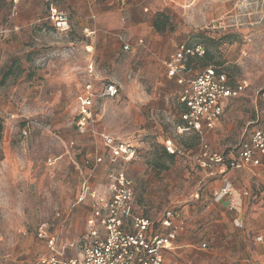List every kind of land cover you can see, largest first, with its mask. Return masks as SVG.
I'll list each match as a JSON object with an SVG mask.
<instances>
[{
    "label": "rangeland",
    "instance_id": "374dc122",
    "mask_svg": "<svg viewBox=\"0 0 264 264\" xmlns=\"http://www.w3.org/2000/svg\"><path fill=\"white\" fill-rule=\"evenodd\" d=\"M58 9L70 15L67 33L50 26L46 0H0V21L19 27L0 41V80L11 71L0 87V264H39L50 253L39 238L45 224L60 255L78 258L90 217L77 205L86 170L98 165L92 182L101 187L104 168L125 166L109 164L103 135L138 149L126 166L138 213L156 221L172 207L189 219L175 264H264V169L233 173L237 210L212 208L222 180L194 163L198 136L178 131L182 86L166 66L181 47L203 45L213 59L194 60L192 76L214 65L234 85L248 82L206 137L221 153L237 150L264 126V0H60ZM157 18L164 31L154 28ZM90 64L98 89L114 83L119 92L97 100L94 122L80 133L76 97ZM28 119L41 129L25 138ZM167 142L185 154L171 159Z\"/></svg>",
    "mask_w": 264,
    "mask_h": 264
},
{
    "label": "built area",
    "instance_id": "2783aa9c",
    "mask_svg": "<svg viewBox=\"0 0 264 264\" xmlns=\"http://www.w3.org/2000/svg\"><path fill=\"white\" fill-rule=\"evenodd\" d=\"M15 6L20 0H13ZM49 8L48 21L54 30L67 33L70 30L68 13L56 8V0H47ZM15 14V8L12 15ZM10 20L0 22V41L12 33ZM87 35L95 32L85 29ZM131 46L125 44L124 50ZM206 49L203 45L183 46L167 61L169 76L176 79L182 86L181 101L186 105L187 114L183 116L184 125L178 126L179 133L193 132L201 139V149L194 156V163L201 169L208 171L215 167L223 173L230 170L260 166L259 155H264V129L254 131L242 143L237 154L228 157L218 153L206 142V134L212 131L224 115L225 104L228 100L237 98L248 87V82H238L232 86L220 68L210 65L192 76L189 63L196 58H203ZM97 73L94 64H90L86 71V82L77 95V117L75 128L80 133L87 132L94 122L96 114L94 108L98 99H115L118 87L114 83L97 87ZM41 126L33 120L24 122L22 135L26 138L31 129ZM104 148L108 152L109 164L123 163L121 168L112 167L107 176V191L101 193L92 185L88 177H83L78 204L89 201L92 205V218L88 221L89 231L85 237L84 252L79 260L63 259L57 255L42 259L39 264H163L166 250L171 249L174 241L184 227L181 221L175 225L177 215L166 211L160 222L162 228L167 229L164 235L151 232L154 226L149 218H142L134 213L132 203V188L134 181L128 177L126 166L136 159L138 149L131 143L118 141L116 138L103 135ZM166 150L172 155L182 154L172 144L166 143ZM104 157L97 156L95 164H103ZM248 196V193H244ZM220 199L230 197L231 208H237L238 198H241L231 185H226L218 194ZM98 226L105 234L99 233ZM259 241L262 240L260 237ZM205 247V245H203ZM52 250L54 248L52 247Z\"/></svg>",
    "mask_w": 264,
    "mask_h": 264
},
{
    "label": "crops",
    "instance_id": "0c3cea01",
    "mask_svg": "<svg viewBox=\"0 0 264 264\" xmlns=\"http://www.w3.org/2000/svg\"><path fill=\"white\" fill-rule=\"evenodd\" d=\"M46 2H47V0H46ZM58 2H60V0H56V8H58ZM47 6H48V3H47ZM59 10H61V9H59ZM63 11V10H62ZM48 13H49V8H48ZM69 15V14H68ZM69 18H70V15H69ZM49 22V21H48ZM49 24H50V26L52 27V29L54 30V28H53V26H52V24L49 22ZM70 24H71V19H70ZM11 26H12V24H11ZM12 33H14V32H18V30H19V27L17 26V25H15L14 27H12ZM55 31V30H54ZM12 33H10L7 37H9ZM5 39H7V38H5ZM97 84V83H96ZM232 86H234V85H232ZM97 87H98V84H97ZM182 92V91H181ZM181 92H180V102H181V104L184 106V108H185V113H184V115L185 114H187L188 112H187V108H186V105L181 101ZM242 95V94H241ZM240 95V96H241ZM239 96V97H240ZM238 98V97H237ZM234 99H236V98H233V99H230V100H228L227 102H226V104H225V108H224V111L226 110V108L228 107V104L232 101V100H234ZM225 113H226V111H225ZM225 113H224V115H225ZM183 115V116H184ZM224 115L222 116V118L220 119V121H219V123L215 126V127H217L218 125H220V123H221V121H222V119H223V117H224ZM185 123V122H184ZM215 127H214V129H215ZM264 129V126H263V128H259V129H256V130H263ZM213 130V129H212ZM256 130H254V131H256ZM253 131V132H254ZM209 132H211V131H209ZM209 132H207V134L209 133ZM252 132V133H253ZM251 133V134H252ZM194 134H196V133H194ZM207 134H206V137H207ZM197 135V134H196ZM198 136V135H197ZM251 136V135H250ZM206 137H205V139H206ZM198 138L200 139V137L198 136ZM206 142H207V144L208 145H210L209 143H208V141L206 140ZM245 142V141H244ZM168 143H170V142H168ZM243 143V142H242ZM242 143L240 144V145H242ZM170 144H172V143H170ZM211 146V148H213V150L214 151H216V152H218V153H221V152H219V151H217L212 145H210ZM175 147V146H174ZM201 147H202V145H201V139H200V144H199V148H198V151L201 149ZM241 147V146H240ZM240 147L237 149V150H232L230 153H223V154H226L228 157H230V156H233V155H235V154H237V152H238V150L240 149ZM176 148V147H175ZM176 149H178V148H176ZM179 149H181L182 150V154H179V155H184L185 154V150L184 149H182V148H179ZM178 149V150H179ZM197 151V152H198ZM196 152V153H197ZM170 154V153H169ZM170 155H172V154H170ZM179 155H174V156H178L179 157ZM196 155V154H195ZM101 156V155H100ZM97 157V156H96ZM95 157V158H96ZM95 158H94V162H95ZM259 159H260V161H261V165L260 166H257V167H255V166H247V168H242V169H238V170H230V171H227V172H225V173H223L222 171H220V169L219 168H217V167H215V168H213V169H210V170H208V171H205V170H203V169H201L196 163V165L199 167V169L203 172V173H205L208 177H211V178H217V179H221L222 180V184L217 188V189H215V191H214V199H213V201H212V203H211V206H212V208L214 209H216V210H221V209H225V210H229V212H231V211H234V210H237V208L236 209H232L231 208V201H230V197H225V198H222V199H220L219 197H218V194H219V192L226 186V185H230L231 183H230V180H231V177H232V175H233V173H235L236 171H240V170H247V169H257V168H262V169H264V155L263 156H261V155H259ZM132 162V161H131ZM87 164H89V161H87L86 162ZM98 166V165H97ZM97 166H94V167H89L87 170H86V176H83V177H88L89 179H90V182L92 183V185L94 186V187H96L97 189H98V191L99 192H101V193H105L106 191H107V176H108V173H109V171H110V169L112 168V167H114V166H111V167H106V168H104V172H105V180H104V184H102V185H100L101 187H99V185H97V184H93V180L94 179H98V177H96V175L98 174V167ZM126 173H127V175H128V171H127V169H126ZM98 176V175H97ZM128 177H130V175H128ZM131 178V177H130ZM132 179V178H131ZM132 181H133V179H132ZM82 182V181H81ZM135 187H136V184H135V181H134V186H133V188H132V203H133V207H134V213L136 214V215H138V216H140V217H142V218H149L152 222H153V224H154V226L151 228V232L152 233H155V234H161V235H164V234H166L168 231H167V229H165V228H162L161 227V225H160V222L164 219V213L166 212V211H172L174 214H176L177 215V219H175V221H174V224L175 225H179L180 223H181V221L184 223V227H183V229L181 230V232L179 233V235H178V237H177V239L174 241V244H173V246L171 247V249H169V250H166L165 251V254H164V263L163 264H175V255L178 253V251H180L181 250V246L183 245V243H184V240L182 239V235H184L186 232H187V228H188V221H189V219L181 212V211H179V210H176V208H172V207H168V208H165L164 210H163V212L161 213V215H160V217L158 218V220H153V218L149 215V214H145V213H138L137 212V210H136V203H135V196H134V190H135ZM81 188V187H80ZM80 192V191H79ZM79 195V194H78ZM85 205L88 209H89V211H90V217L87 219V221H86V228H85V230L83 231V234H82V237H81V244L83 245V246H81L82 248H80V252H79V256H78V258L77 257H75V256H70V257H68V256H66L65 254H63V255H60V253L56 250L57 249V247H58V245H57V239H56V237H54L52 234H50L49 232H48V229L46 228L47 227V224H45V225H43L42 226V230L41 231H39V234H40V236H39V238H42L43 239V241H44V243H45V245L47 246V248H48V251H50V253L48 254V255H46L45 257H43L42 259H46L47 257H50V256H55V255H57L58 256V258L60 259V260H63V259H76V260H79L81 257H82V255H83V252H84V246H85V244H86V241H85V237L88 235V231H89V225H88V221L93 217L92 216V205H91V203L89 202V201H85V202H83V203H79V204H77V205ZM57 216H59V215H57ZM68 220H69V218H63V223L64 224H67V222H68ZM98 230H99V233H101L102 235L103 234H105V232H103V230H102V228L101 227H99L98 226ZM262 238V240H263V237H261ZM261 240V241H262ZM260 241V242H261ZM203 245H205V247L207 246L206 244H202V246ZM52 247L54 248V250H52ZM72 247H73V245H72ZM71 247V248H72ZM41 259V260H42ZM40 260V261H41ZM39 261V262H40Z\"/></svg>",
    "mask_w": 264,
    "mask_h": 264
},
{
    "label": "trees",
    "instance_id": "16d2710c",
    "mask_svg": "<svg viewBox=\"0 0 264 264\" xmlns=\"http://www.w3.org/2000/svg\"><path fill=\"white\" fill-rule=\"evenodd\" d=\"M159 17H161V14H159ZM159 19H160V18H157V19L154 21L153 26H154V28H156L158 31H164V30L166 29V26H165V24L161 23ZM7 20H9V19H6V20H4V21H0V22H6ZM200 59H202L203 61H205V63H204L203 65H207V64H209V63L211 62V60L213 59V56L211 55L210 52L206 51V54H205V56H204L203 58H196V59L191 60V62L189 63V69L191 70L192 74L194 73V72H193V63H194V60H200ZM208 67H209V66H208ZM216 67H217V66H216ZM205 68H207V67H205ZM218 68H220V67H218ZM203 69H204V68H203ZM203 69H202V70H203ZM220 71H222V70L220 69ZM196 72H197V71H196ZM200 72H201V71H200ZM200 72H199V73H200ZM222 72L228 77V74H226L224 71H222ZM197 74H198V73H195V75H197ZM10 75H11V71H10V70L7 71V73L4 74V76H3V77L1 78V80H0V87H3V86L6 85V81L8 80V77H9ZM229 80H230V84H231V85H234L233 82L231 81L230 77H229ZM168 154H169V153H168ZM169 157H170L171 159H173L175 156L169 154Z\"/></svg>",
    "mask_w": 264,
    "mask_h": 264
}]
</instances>
